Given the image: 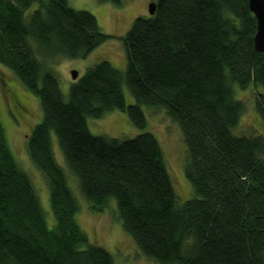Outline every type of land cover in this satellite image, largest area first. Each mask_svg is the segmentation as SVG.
<instances>
[{
    "label": "trees",
    "instance_id": "16d2710c",
    "mask_svg": "<svg viewBox=\"0 0 264 264\" xmlns=\"http://www.w3.org/2000/svg\"><path fill=\"white\" fill-rule=\"evenodd\" d=\"M255 33L248 0H156L154 14L135 18L123 37L124 72L100 61L74 80L65 99L44 63L86 58L111 37L67 0H0V65L39 99L42 120L26 147L47 181L55 221L47 227L0 122V264H113L75 222L77 203L55 162L51 132L91 210L99 213L113 199L145 258L264 264V136L233 133L245 110L233 86L256 92L264 126V54L254 47ZM123 84L134 103L125 104ZM142 107L163 110L181 132L193 194L182 203L152 134L105 138L87 127V117L119 110L142 129Z\"/></svg>",
    "mask_w": 264,
    "mask_h": 264
},
{
    "label": "rangeland",
    "instance_id": "374dc122",
    "mask_svg": "<svg viewBox=\"0 0 264 264\" xmlns=\"http://www.w3.org/2000/svg\"><path fill=\"white\" fill-rule=\"evenodd\" d=\"M67 1L72 9L91 13L101 32L111 38L95 48L86 58L58 59L53 64L44 63L45 68L54 72L65 99L70 86L75 82L70 75L72 70L78 73L79 78L87 68L100 61H107L121 73L124 72L126 54L123 37L135 18L149 16L148 5L156 0H122L119 5L99 3L97 0ZM233 90L235 98L245 104L238 126L233 130L234 135L264 136V126L254 106L256 92L251 86L245 90L233 86ZM122 92L126 105L134 103L124 84ZM142 110L146 119V125L142 129L133 126L126 113L119 110L108 111L98 119L87 117L86 124L92 135L105 138L130 139L141 132L152 134L161 145L177 201L182 203L192 198L193 194L184 175L186 149L181 132L163 110H152L148 107H142ZM41 120L42 110L38 97L26 89L11 71L0 65V122L4 139L15 162L32 186L47 227L52 228L55 221L50 207L48 184L42 172L31 162L26 147L27 137ZM50 142L55 162L61 168L77 203L75 222L86 234L89 243L106 250L112 256L113 264H159L145 258L138 251L130 235L121 226L113 199L103 211L98 213L91 210L80 193L76 177L64 161L53 132L50 133Z\"/></svg>",
    "mask_w": 264,
    "mask_h": 264
},
{
    "label": "water",
    "instance_id": "95a60500",
    "mask_svg": "<svg viewBox=\"0 0 264 264\" xmlns=\"http://www.w3.org/2000/svg\"><path fill=\"white\" fill-rule=\"evenodd\" d=\"M248 7L256 20V33L253 38L254 47L258 52L264 54V0H248ZM155 12V2L148 5L149 15ZM71 78L75 80L78 73L74 70L70 72Z\"/></svg>",
    "mask_w": 264,
    "mask_h": 264
},
{
    "label": "flooded vegetation",
    "instance_id": "af4514ba",
    "mask_svg": "<svg viewBox=\"0 0 264 264\" xmlns=\"http://www.w3.org/2000/svg\"><path fill=\"white\" fill-rule=\"evenodd\" d=\"M19 102V101H18Z\"/></svg>",
    "mask_w": 264,
    "mask_h": 264
}]
</instances>
